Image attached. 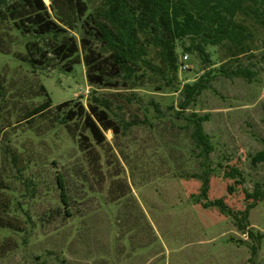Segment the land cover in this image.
Segmentation results:
<instances>
[{
	"label": "rangeland",
	"instance_id": "374dc122",
	"mask_svg": "<svg viewBox=\"0 0 264 264\" xmlns=\"http://www.w3.org/2000/svg\"><path fill=\"white\" fill-rule=\"evenodd\" d=\"M4 1L6 11L22 0ZM11 19L0 12V172L8 186L1 204L22 205L25 233L0 230V264H264V200L243 223L262 236L253 254L257 239L234 218L198 204L204 159L191 137L193 113L208 115L203 126L214 146L209 165L215 171L209 201L222 199L241 219L254 202L246 194L264 191V165L252 164L264 151V34L258 27L245 56L229 59L225 47L207 48L213 68L178 50L179 63L187 65L179 74L182 86L221 67L255 73L251 80L214 74L183 112L178 84L159 91L163 84L149 77L135 82V89L90 86L82 21L69 30L80 46V63L69 73L51 53L44 65H34L33 55L49 52L53 41L25 34ZM45 93L52 108L21 122L47 100ZM94 96L108 99L112 118L131 126H120L117 136L106 132V144L93 143L83 152L63 124L77 136L85 131L83 121L69 122L56 107L68 101L87 105ZM231 169L241 175L231 178ZM59 173L69 206L61 199Z\"/></svg>",
	"mask_w": 264,
	"mask_h": 264
},
{
	"label": "trees",
	"instance_id": "16d2710c",
	"mask_svg": "<svg viewBox=\"0 0 264 264\" xmlns=\"http://www.w3.org/2000/svg\"><path fill=\"white\" fill-rule=\"evenodd\" d=\"M96 1L51 0V6L48 7L43 0H22L8 5L7 10L3 11L5 1L0 0V12L10 15L17 29L25 34L53 41L49 52L39 49L41 56L33 55L31 62L34 65H44L51 53L69 73L80 63L77 59L80 46L69 30H75L77 23L82 21L84 36L81 45L84 50L86 78L90 86L116 91L135 89V82L149 77L156 78L163 84L158 87L159 91L178 84L177 91L184 96L180 105L183 112L209 87L216 76L214 74L248 80L255 76L248 69L240 68L229 73L221 67L217 71L211 69L198 81L182 86L178 83L179 74L187 68H183L184 63H179L178 50L196 55L207 68L215 66L207 48L225 47L229 59L251 53L256 37L255 26L264 34V0H100L95 3ZM45 94L47 100L28 111L21 122H30L52 108V99L48 93ZM56 109L62 110L69 122L83 121L85 131L77 136L70 124L63 122L70 133L75 138L78 137L83 152H87L93 143L106 144V132L112 131L117 136L121 132L120 126H131L130 123H117L111 116L110 101L96 96L87 105L80 101H68L58 105ZM192 117L194 130L191 137L204 159L198 204L206 210L218 208L223 215L234 218L241 230H247L245 234H249L253 240L257 239V246L252 247L255 254L262 236L248 231L243 223L257 203L264 200V191L256 190L253 194H246V199H253L254 202L241 213V219L236 217L222 199L209 201L210 177L215 172L209 165V156L213 153L214 146L203 126L209 117L195 113ZM252 164L264 165V151L253 157ZM240 175L237 169H231V178ZM57 182L62 202L69 206L67 186L61 173L57 175ZM7 189L5 178L0 172V230L25 233L19 225L18 211L23 210L22 205L12 207L11 200L1 204L2 194ZM25 215L31 218L28 213Z\"/></svg>",
	"mask_w": 264,
	"mask_h": 264
},
{
	"label": "built area",
	"instance_id": "2783aa9c",
	"mask_svg": "<svg viewBox=\"0 0 264 264\" xmlns=\"http://www.w3.org/2000/svg\"><path fill=\"white\" fill-rule=\"evenodd\" d=\"M185 59H186V58H185ZM183 68L186 69V68H187V65L184 64V65H183Z\"/></svg>",
	"mask_w": 264,
	"mask_h": 264
}]
</instances>
